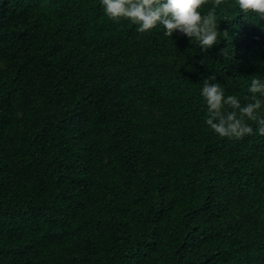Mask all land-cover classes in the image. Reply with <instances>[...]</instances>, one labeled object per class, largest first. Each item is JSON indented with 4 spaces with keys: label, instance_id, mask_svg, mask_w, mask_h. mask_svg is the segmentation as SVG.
<instances>
[{
    "label": "trees",
    "instance_id": "16d2710c",
    "mask_svg": "<svg viewBox=\"0 0 264 264\" xmlns=\"http://www.w3.org/2000/svg\"><path fill=\"white\" fill-rule=\"evenodd\" d=\"M217 24L202 52L101 0H0V264H264V136L220 137L201 95L248 102L264 20Z\"/></svg>",
    "mask_w": 264,
    "mask_h": 264
},
{
    "label": "clouds",
    "instance_id": "9594fccd",
    "mask_svg": "<svg viewBox=\"0 0 264 264\" xmlns=\"http://www.w3.org/2000/svg\"><path fill=\"white\" fill-rule=\"evenodd\" d=\"M209 0H101L105 15L114 22L128 20L144 33L162 26L164 35L173 37L180 33L195 40L202 52L211 50L218 40L217 9L224 0H212L213 6L206 12L201 9ZM241 12L254 13L264 20V0H236ZM227 33L225 32V35ZM217 77L211 75L203 82L201 95L206 102L205 123L220 137L241 140L254 134L264 136V80L253 78L243 105L235 95H225V89Z\"/></svg>",
    "mask_w": 264,
    "mask_h": 264
}]
</instances>
